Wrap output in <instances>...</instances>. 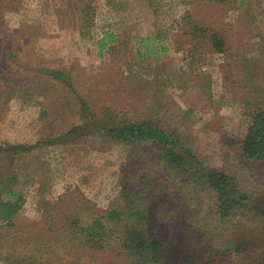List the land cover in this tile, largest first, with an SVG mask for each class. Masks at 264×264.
I'll list each match as a JSON object with an SVG mask.
<instances>
[{
	"label": "rangeland",
	"instance_id": "1",
	"mask_svg": "<svg viewBox=\"0 0 264 264\" xmlns=\"http://www.w3.org/2000/svg\"><path fill=\"white\" fill-rule=\"evenodd\" d=\"M213 1L0 0V193L24 197L14 225L0 221V264H125L72 250L54 217L78 200L87 221L83 199L104 210L123 193L170 254L194 242L203 250L181 227L194 217L213 230L204 243L232 241L217 261L264 264V159L242 156L248 89L264 95V0ZM201 27L227 38L228 50L216 52ZM102 34L116 41L100 49ZM145 119L177 138L189 178L163 161L160 145L105 133ZM13 144L33 148L14 153ZM206 170L230 176L243 204L223 220Z\"/></svg>",
	"mask_w": 264,
	"mask_h": 264
},
{
	"label": "trees",
	"instance_id": "2",
	"mask_svg": "<svg viewBox=\"0 0 264 264\" xmlns=\"http://www.w3.org/2000/svg\"><path fill=\"white\" fill-rule=\"evenodd\" d=\"M213 1V0H211ZM223 2L225 0H214ZM213 1V2H214ZM243 1L238 2L241 7ZM89 9L83 10L86 13ZM200 24H193L191 35L199 30ZM202 31L210 32L209 40L216 52L228 50V40L220 36L218 32L210 27H201ZM116 41L112 34H102L98 40V46L103 49ZM243 58V57H241ZM236 60L240 59L237 56ZM236 65V63H234ZM48 71V70H47ZM54 79L64 78L59 71H49ZM228 75L229 72L227 73ZM229 77V76H228ZM228 77L226 79H228ZM257 87L249 88L248 94L251 95V102L247 103V112L251 116V122L242 141V156L248 159H264V95L259 96ZM81 108L86 109L84 101H80ZM107 136L115 142L147 141L162 147V159L171 168L179 171L182 175L189 178L190 171L186 158L178 153L173 146L178 140L175 136L166 133L157 124L151 120H141L117 125L105 130ZM36 146V145H35ZM3 146L0 147V149ZM9 151L29 152L33 147L22 144L9 145ZM189 179H185L187 181ZM202 183L206 185L213 195L214 216L220 220L227 218L236 209L243 205L234 195L235 184L232 178L223 172L206 170L202 174ZM123 199L118 200L114 205L104 210L92 208L89 201L83 199L80 205H90L86 214L87 221L81 222L80 215L76 209L79 201L72 203L73 213H68L63 217L54 216L55 222L61 224L59 236L64 235L69 244H73L71 249L80 247L82 250L103 251L111 259L123 258L125 264H215L221 257L227 256L233 248L230 239L216 242L212 236V241L204 243L207 235H213L210 226L199 225L196 218L183 221L181 227L186 234L194 240H198L203 246V250L198 249V243H189L179 254H170L166 248L168 242L155 235L152 232L146 214H140V210H135L138 205L136 197L122 194ZM24 197L13 188H7L0 193V221H6L8 225L13 224V218L17 215L22 206ZM40 203L47 208H57L58 204L52 206L51 203L43 198ZM53 220L51 223H55ZM67 246V245H66ZM190 247V248H189ZM197 257V258H196ZM34 257H22V259ZM34 261V260H32Z\"/></svg>",
	"mask_w": 264,
	"mask_h": 264
}]
</instances>
